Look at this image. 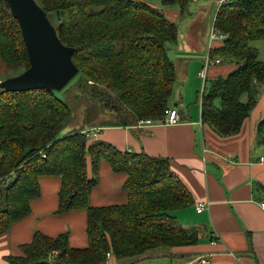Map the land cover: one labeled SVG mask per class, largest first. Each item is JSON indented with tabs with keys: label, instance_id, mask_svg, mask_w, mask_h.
I'll return each instance as SVG.
<instances>
[{
	"label": "trees",
	"instance_id": "trees-1",
	"mask_svg": "<svg viewBox=\"0 0 264 264\" xmlns=\"http://www.w3.org/2000/svg\"><path fill=\"white\" fill-rule=\"evenodd\" d=\"M160 1L178 4L181 12L187 3ZM36 2L62 43L73 48L80 75L76 87L114 114L110 124L135 127L165 118L176 81L165 43L178 41L179 28L163 10L147 0ZM213 27L223 43L211 48L209 56L236 68L226 77H215L208 91L205 81L201 121L220 137H229L240 132L264 88V61L251 45L264 41V0L221 4ZM0 58L14 70L12 76L30 65L20 25L6 0H0ZM55 93L0 88V236L31 213L33 200L41 195L40 178L54 176L61 180L55 213L86 211L88 246L72 247L68 232L48 236L35 231L32 241L21 246L23 254L7 257L8 263L108 264L111 257L124 260L157 248L196 245L197 233L182 227L173 214L192 206L194 199L170 159L121 151L102 140L90 143L81 130L59 136L73 112ZM258 131L263 142L264 116ZM102 160L127 176L125 204L90 205Z\"/></svg>",
	"mask_w": 264,
	"mask_h": 264
},
{
	"label": "crops",
	"instance_id": "crops-1",
	"mask_svg": "<svg viewBox=\"0 0 264 264\" xmlns=\"http://www.w3.org/2000/svg\"><path fill=\"white\" fill-rule=\"evenodd\" d=\"M219 6L220 0H187L182 12L174 9L175 5L158 9L174 22L175 18L193 15L201 7L207 12L206 18H213ZM190 25L189 22L182 36L179 29L180 40L187 50L201 45ZM222 43L223 36H215L211 46L219 47ZM228 73V65L224 63L208 70L211 78L225 77ZM199 78L203 90L204 82ZM174 106L177 109L178 105ZM199 109L197 114L195 107L177 109L180 120L174 125L155 123L144 128L95 125L100 127V132L89 142L104 140L121 151L169 158L172 170L192 193L194 204L173 214L182 227L197 233L198 243L156 253V259L167 258L169 263L153 264H199L203 257L208 264H264V209L260 205L264 202V163L259 160L264 155V141L258 131L264 116V91L240 132L233 136L220 137L208 125L202 124L201 101ZM90 127L92 125L83 127L80 123L76 129L83 131ZM99 169V183L91 193L90 205L125 204L127 194L123 184L127 176L115 173L106 161H101ZM91 173L88 160L90 177ZM60 186L59 177L40 178L41 195L33 200L31 213L0 236V264H9L6 260L9 256H21V246L32 241L35 231L48 236L68 232L72 247L88 246L86 211L55 213ZM206 200L210 202L209 208L197 212V204ZM143 256L150 258L144 254L135 262L143 260ZM109 264L120 263L111 257Z\"/></svg>",
	"mask_w": 264,
	"mask_h": 264
},
{
	"label": "rangeland",
	"instance_id": "rangeland-1",
	"mask_svg": "<svg viewBox=\"0 0 264 264\" xmlns=\"http://www.w3.org/2000/svg\"><path fill=\"white\" fill-rule=\"evenodd\" d=\"M147 2L157 8L164 7V5L161 3L160 0H147ZM176 8L181 11V7L178 4L175 5L174 9ZM186 11L187 8L185 12ZM206 15L207 12L204 10L203 7H201L199 8L198 11L194 12V14L190 15L189 17L185 16L182 18H175L174 20L178 28L182 31L181 36L183 34V30L186 29L188 23L190 22L191 30L194 33L195 37L200 40L201 45L192 46L191 49L187 50V48H184L185 46L182 44V41L180 40L181 38L180 35L178 38L179 40L176 43L174 42L165 43V47L167 49L168 55L170 59L173 61L176 68V81L174 83L173 93L169 101V106L175 108L174 105L177 104L178 105L177 109H179V111H181L184 106L186 109L187 107H195L196 109L195 114H197V112H199L200 110L199 106L201 101L200 98L202 93V82L199 78V72L201 69L205 67L207 57L209 58V52L211 47L213 48L216 47V44L211 46V41L213 39V33H214L213 23L215 16H213V18L212 17L206 18ZM215 36L218 37L217 34H215ZM251 45L259 50L260 52L259 58L260 60L264 61V41H255L251 43ZM224 64L228 65L229 73H231L236 68V64H234L233 66L232 64H228V63H224ZM13 71L14 70L8 67L7 65H5L0 58V79L5 80L9 77H12V75L14 74ZM207 77L208 78L206 80L207 82L206 91H208V88L211 85V81L215 79V77L211 78L209 75ZM78 79H80L79 74H77L75 78L61 91L55 93L58 98H60L69 105V107L72 109L73 112L69 120V123L59 133V136L65 137V136H69L70 133H73L75 131H80V129H76V127L79 126L80 123H83V127H87L89 125L117 126L114 123L110 124L111 119L113 118L112 115H114L112 112L105 110L100 103H94L89 98L81 94V92L75 85ZM263 91L264 88L262 92ZM183 98L185 99V101H183ZM68 127H74L73 128L74 130L73 129L65 130ZM90 141H92V139H90ZM171 249H172L171 247H162L148 251L145 254L149 255L150 258H146L143 256L142 257L143 260L140 259L137 262H135V260H137L138 257L131 259H124V260L116 259V261H118V263L120 264H153V263H161V261L163 263H169L168 262L169 259L167 258L162 260V258L156 259L155 257H156V253L168 251ZM109 260H108V264H109ZM156 260H160V261L156 262Z\"/></svg>",
	"mask_w": 264,
	"mask_h": 264
},
{
	"label": "water",
	"instance_id": "water-1",
	"mask_svg": "<svg viewBox=\"0 0 264 264\" xmlns=\"http://www.w3.org/2000/svg\"><path fill=\"white\" fill-rule=\"evenodd\" d=\"M6 2L20 25L30 65L21 74L2 80L0 88L11 92L61 91L79 72L72 59L73 48L62 43L36 0Z\"/></svg>",
	"mask_w": 264,
	"mask_h": 264
},
{
	"label": "built area",
	"instance_id": "built-area-1",
	"mask_svg": "<svg viewBox=\"0 0 264 264\" xmlns=\"http://www.w3.org/2000/svg\"><path fill=\"white\" fill-rule=\"evenodd\" d=\"M230 0H220V5L228 2ZM215 32L213 33V38L215 37ZM222 61L221 59H211V57L209 56V58L207 57V61L205 64V67L199 72V76L202 78L203 82L205 83L206 79H207V75H208V70L211 68V66L216 65V64H220ZM2 82V79H0V83ZM203 91V90H202ZM180 120V116L178 114V111L175 108H169L166 110L165 112V118L161 121H153V120H144V121H140L136 127L137 128H144L146 126H150L153 125L155 123H162V124H167V125H174L177 124ZM87 138L88 140L93 139L95 137L98 136L99 132H100V127L97 126H92L90 128H87L83 131H81ZM205 152V150H204ZM260 162L264 163V155L260 157ZM209 204L210 202L208 200L198 203L196 210L197 212H202L204 211L206 208H209ZM261 207L264 209V202H262ZM108 257H110V254H108ZM199 264H208V260L203 257L200 258Z\"/></svg>",
	"mask_w": 264,
	"mask_h": 264
}]
</instances>
